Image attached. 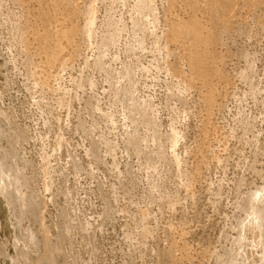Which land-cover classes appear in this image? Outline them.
Wrapping results in <instances>:
<instances>
[{
	"label": "rangeland",
	"instance_id": "obj_1",
	"mask_svg": "<svg viewBox=\"0 0 264 264\" xmlns=\"http://www.w3.org/2000/svg\"><path fill=\"white\" fill-rule=\"evenodd\" d=\"M142 1L0 0V264H264V0Z\"/></svg>",
	"mask_w": 264,
	"mask_h": 264
},
{
	"label": "bare ground",
	"instance_id": "obj_2",
	"mask_svg": "<svg viewBox=\"0 0 264 264\" xmlns=\"http://www.w3.org/2000/svg\"><path fill=\"white\" fill-rule=\"evenodd\" d=\"M140 1H141V0H140ZM145 1H147V0H145ZM142 2H144V0H143ZM139 4H140V3H139ZM145 4H146V3L143 4V8H145V7H144ZM147 4H148V3H147ZM147 4H146V5H147ZM140 5H141V4H140ZM146 5H145V6H146ZM148 6H149V5H148ZM148 6H147V7H148ZM139 7H142V6H139ZM150 7H151V6H150ZM146 9H147V8H146ZM90 19H91V18H90ZM1 165H2V164H1ZM1 165H0V166H1ZM4 168H5V167H4ZM0 170H4V169H3V168H0ZM8 171H9V170H8ZM1 172H2V171H1ZM1 172H0V173H1ZM2 174L4 175V172H2ZM10 175H11V174H10ZM8 177H9V176H8ZM14 177H15V176H14ZM15 178L17 179V177H15ZM15 178H13V180H12L13 183H14V181L16 180ZM9 182H11V181H9ZM5 183H6V182H5L4 178H3V176L0 175V189H1L2 187H6V186H5ZM16 183H18V181H16ZM7 184L9 185V183H7ZM10 184H12V183H10ZM14 185H15V184H14ZM10 186H11V185H10ZM12 186H13V184H12ZM12 186H11V188H12ZM15 186H17V184H16ZM19 188H20V187H19ZM1 190H2V189H1ZM4 190H5V188H4ZM16 190H17V191H16ZM13 191H14V190H13ZM15 191H16V192H19L18 189H15ZM15 191H14V192H15ZM3 192H5V191H3ZM16 192H15V193H16ZM5 194H7V195H8V198L10 199L9 194H8V191H7ZM5 194H4V195H5ZM18 194H20V193H18ZM16 196H17V195H16ZM258 208H259V207H258ZM260 218H261V217H260ZM263 218H264V216H263ZM254 219H255V217H254ZM254 219H253V220H254ZM262 223H263V221H262ZM261 225H263V224H261ZM261 225H260V227H262ZM245 227H246V226H245ZM258 227H259V225H258ZM260 227H259V229H260ZM263 255H264V254H263ZM263 257H264V256H263Z\"/></svg>",
	"mask_w": 264,
	"mask_h": 264
}]
</instances>
